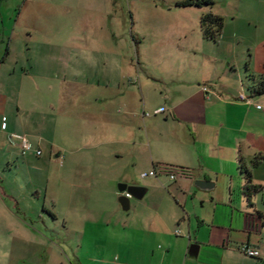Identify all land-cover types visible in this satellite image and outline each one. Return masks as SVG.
Returning <instances> with one entry per match:
<instances>
[{
    "label": "crops",
    "instance_id": "0c3cea01",
    "mask_svg": "<svg viewBox=\"0 0 264 264\" xmlns=\"http://www.w3.org/2000/svg\"><path fill=\"white\" fill-rule=\"evenodd\" d=\"M23 13L24 8L16 29L28 30L36 12L31 6ZM4 16L0 11V42L6 39ZM252 18L256 30L247 32L250 39L235 31L245 46H253L243 56L233 34L227 38L222 31L216 41L208 40L223 51L206 54L209 61L222 56L237 68L220 73L208 69L202 56L191 59V74H184L188 66L172 71L178 89L156 101L155 110L166 109L157 114H146L151 104L142 77V98L134 77L129 85L125 75L98 70L90 77L66 75L52 85L38 60L28 66L33 56L21 52L22 38L14 30L0 56V134L18 150L16 133L27 134L46 162L55 163L48 167L54 216L81 240H91L90 255H74L72 264H264V94L251 102L240 98L252 95L249 86L264 76V6ZM78 19L82 28L86 21ZM66 45L59 46L65 55L78 47ZM180 55L184 62L186 55ZM166 61L161 55L160 62ZM94 89L102 91L97 102L87 99ZM245 170L259 187L250 197L244 193ZM121 183L148 189L128 211L119 202ZM77 189L84 191L78 203ZM62 190L69 198L66 210L56 199L65 195ZM89 223L96 228L87 229ZM243 245L259 249L260 256L246 255Z\"/></svg>",
    "mask_w": 264,
    "mask_h": 264
},
{
    "label": "rangeland",
    "instance_id": "374dc122",
    "mask_svg": "<svg viewBox=\"0 0 264 264\" xmlns=\"http://www.w3.org/2000/svg\"><path fill=\"white\" fill-rule=\"evenodd\" d=\"M180 1L184 0H0L7 30L5 42H0V56L6 52L14 30H19L21 52L33 56L28 66L38 60L39 69L50 77L52 85H59L66 75L90 77L98 70L110 77L122 79L125 75L129 85V77H134L137 94L142 98L138 83L142 77L147 81L145 91L151 104L146 107V114H155L156 101L162 96L171 97L178 89L180 81L172 71L188 66L184 74H191V59L202 56L208 69L213 70L214 66L220 73L237 68L229 66V60L222 56L220 61L205 57L214 53L218 56L223 51L203 37V13L213 11L224 17L223 36L229 38L233 34L232 43H237V53L243 56L253 46H245L240 37L251 38L247 32L256 30L253 11L264 6V0H214L212 7H181ZM59 4H66L69 9L63 11L64 5ZM31 6L36 13L30 17V29L23 30L21 25L16 29L18 13L24 8L25 15ZM78 17L86 21L82 28L77 26ZM235 31L240 32V37ZM64 42L72 49V44L78 47L71 55L69 51L65 55L59 48ZM180 54L186 55V63ZM161 55H166V62H160ZM100 95L101 89H94L87 99L97 102ZM59 116L56 111L54 118L60 120ZM16 134L17 138L25 135L21 131ZM8 140L0 134V264H72L76 262L74 255H90L88 236L81 240L73 227L66 230L64 221L54 216L57 209L51 204V200L55 201L53 190L51 195L48 193V167L55 163L46 162L35 151L25 156L17 147L11 148ZM52 158L55 160L54 155ZM77 190L74 198L78 203L84 191ZM66 192L62 190L65 195L56 198L65 210L69 202ZM90 228L96 227L89 223L87 229Z\"/></svg>",
    "mask_w": 264,
    "mask_h": 264
},
{
    "label": "trees",
    "instance_id": "16d2710c",
    "mask_svg": "<svg viewBox=\"0 0 264 264\" xmlns=\"http://www.w3.org/2000/svg\"><path fill=\"white\" fill-rule=\"evenodd\" d=\"M214 4V0H184L178 2V6L181 7H212ZM200 23L203 37L207 40L216 41L223 31L224 17L213 11H208L202 14ZM248 90L252 94L248 96L249 99H253V96L264 94V76L258 85L249 86ZM245 174L247 182L244 186V193L247 197H250L253 192H257L259 190V187L252 183V175L249 170H245Z\"/></svg>",
    "mask_w": 264,
    "mask_h": 264
},
{
    "label": "built area",
    "instance_id": "2783aa9c",
    "mask_svg": "<svg viewBox=\"0 0 264 264\" xmlns=\"http://www.w3.org/2000/svg\"><path fill=\"white\" fill-rule=\"evenodd\" d=\"M204 89H205V90H208L207 87H205ZM240 98H241L242 100L247 101V102H251V99H249L245 94H242V95L240 96ZM165 110H166L165 107H161V108H158V109L156 110V113H163ZM20 139H21V152H22L23 155L26 156L29 152H33V151H35V153H36L37 155H41V154H42V150H41V149H36V148L33 146L32 142H31V140L29 139V137H28L27 134H25V135H20ZM149 175H151V176L156 175V171H155V170H152V171L149 173ZM171 177H172V178H176V176H175L174 174H172ZM125 194H126L128 197H131V198H132V195H131L130 193L125 192ZM177 233H179V230H177ZM241 251H242L243 253H245L246 255L251 256V257H255V258L259 257L260 254H261L259 249H257V248H251V247L248 246V245H243V246L241 247Z\"/></svg>",
    "mask_w": 264,
    "mask_h": 264
},
{
    "label": "water",
    "instance_id": "95a60500",
    "mask_svg": "<svg viewBox=\"0 0 264 264\" xmlns=\"http://www.w3.org/2000/svg\"><path fill=\"white\" fill-rule=\"evenodd\" d=\"M119 190L123 193L119 197V202L121 203L124 210L128 211L131 208V197H128L125 192H128L132 195L133 198L142 199L147 193L148 189L144 186L139 185H128L126 183L119 184ZM197 245L192 246L191 253H196L194 251Z\"/></svg>",
    "mask_w": 264,
    "mask_h": 264
}]
</instances>
